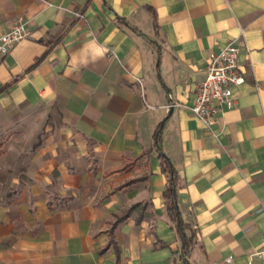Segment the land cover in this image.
<instances>
[{
	"label": "crops",
	"instance_id": "obj_1",
	"mask_svg": "<svg viewBox=\"0 0 264 264\" xmlns=\"http://www.w3.org/2000/svg\"><path fill=\"white\" fill-rule=\"evenodd\" d=\"M48 1L0 0V34L29 25L0 61V264H184L162 121L189 263L264 264V0ZM233 40L207 128L188 107Z\"/></svg>",
	"mask_w": 264,
	"mask_h": 264
},
{
	"label": "built area",
	"instance_id": "obj_2",
	"mask_svg": "<svg viewBox=\"0 0 264 264\" xmlns=\"http://www.w3.org/2000/svg\"><path fill=\"white\" fill-rule=\"evenodd\" d=\"M41 1L46 5L54 6L48 0ZM73 13L77 17H83L78 11ZM28 35L29 25L23 18H19L8 31L0 34V61ZM240 54L241 48L233 40L219 52L211 53L207 59L205 78L199 85L192 105L188 107L190 112L201 119L207 128H212L218 111L233 106L235 88L246 80V71L241 65ZM136 80L142 84L139 77ZM221 264L240 263L232 257H227ZM244 264H254V262L250 258Z\"/></svg>",
	"mask_w": 264,
	"mask_h": 264
},
{
	"label": "trees",
	"instance_id": "obj_3",
	"mask_svg": "<svg viewBox=\"0 0 264 264\" xmlns=\"http://www.w3.org/2000/svg\"><path fill=\"white\" fill-rule=\"evenodd\" d=\"M163 127H164V121H162L156 128V131L154 134V146L149 152L156 151L158 153L159 157L164 161L162 169L164 170V172L169 173V182L165 190V196L168 200V210L176 223L177 232L182 242L181 249H182V256H183L184 264H190L186 256L188 255L190 251V248L193 242V235H188L186 233L187 228L180 214L179 204H178V195H177L178 175H177L176 170L173 167L171 160L164 153L162 149L161 142H162ZM142 156L143 155L135 157L134 160H137L138 158H141ZM127 166H129V163H126L125 165L116 169L115 171L125 169ZM112 172L114 171H110L108 173H112ZM111 237L112 238L110 240V243L116 246L112 233H111Z\"/></svg>",
	"mask_w": 264,
	"mask_h": 264
}]
</instances>
